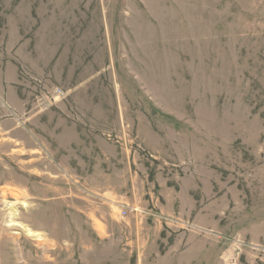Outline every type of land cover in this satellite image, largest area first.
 <instances>
[{"label": "rangeland", "instance_id": "obj_1", "mask_svg": "<svg viewBox=\"0 0 264 264\" xmlns=\"http://www.w3.org/2000/svg\"><path fill=\"white\" fill-rule=\"evenodd\" d=\"M0 264H264V0H0Z\"/></svg>", "mask_w": 264, "mask_h": 264}, {"label": "built area", "instance_id": "obj_2", "mask_svg": "<svg viewBox=\"0 0 264 264\" xmlns=\"http://www.w3.org/2000/svg\"><path fill=\"white\" fill-rule=\"evenodd\" d=\"M54 95H57V98L59 97V96H61L62 95V92L61 91H59V90H57L55 93H54ZM127 215H128V212L127 211H125L124 210V212H123V217H127Z\"/></svg>", "mask_w": 264, "mask_h": 264}, {"label": "bare ground", "instance_id": "obj_3", "mask_svg": "<svg viewBox=\"0 0 264 264\" xmlns=\"http://www.w3.org/2000/svg\"><path fill=\"white\" fill-rule=\"evenodd\" d=\"M30 234H31V232H30Z\"/></svg>", "mask_w": 264, "mask_h": 264}]
</instances>
